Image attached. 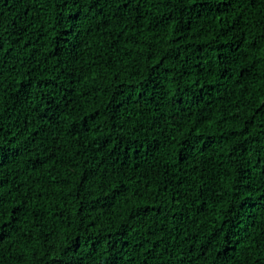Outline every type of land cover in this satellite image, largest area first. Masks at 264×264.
<instances>
[{"label":"trees","instance_id":"1","mask_svg":"<svg viewBox=\"0 0 264 264\" xmlns=\"http://www.w3.org/2000/svg\"><path fill=\"white\" fill-rule=\"evenodd\" d=\"M264 0H0V264H264Z\"/></svg>","mask_w":264,"mask_h":264},{"label":"snow or ice","instance_id":"2","mask_svg":"<svg viewBox=\"0 0 264 264\" xmlns=\"http://www.w3.org/2000/svg\"><path fill=\"white\" fill-rule=\"evenodd\" d=\"M261 147H262V150H264V144H262ZM114 264H116V262H114Z\"/></svg>","mask_w":264,"mask_h":264}]
</instances>
